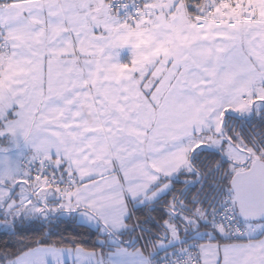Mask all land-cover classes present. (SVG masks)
<instances>
[{
    "label": "snow or ice",
    "instance_id": "6c2138e0",
    "mask_svg": "<svg viewBox=\"0 0 264 264\" xmlns=\"http://www.w3.org/2000/svg\"><path fill=\"white\" fill-rule=\"evenodd\" d=\"M0 230V264H264V0H0Z\"/></svg>",
    "mask_w": 264,
    "mask_h": 264
},
{
    "label": "trees",
    "instance_id": "16d2710c",
    "mask_svg": "<svg viewBox=\"0 0 264 264\" xmlns=\"http://www.w3.org/2000/svg\"><path fill=\"white\" fill-rule=\"evenodd\" d=\"M26 235L32 240L41 238L40 233L37 230L28 231ZM70 236H75L85 241V247L90 250L93 248H95L97 251L100 250L96 244L97 234L95 233L94 229L82 228L71 222L61 224L59 229L56 231V234L51 237V242L58 243L62 239L68 238ZM9 239V236L6 235L3 230H0V248H2L4 246V243L9 241ZM70 246L72 245H67V247Z\"/></svg>",
    "mask_w": 264,
    "mask_h": 264
},
{
    "label": "rangeland",
    "instance_id": "374dc122",
    "mask_svg": "<svg viewBox=\"0 0 264 264\" xmlns=\"http://www.w3.org/2000/svg\"><path fill=\"white\" fill-rule=\"evenodd\" d=\"M71 247V246H70ZM99 251V250H98Z\"/></svg>",
    "mask_w": 264,
    "mask_h": 264
}]
</instances>
